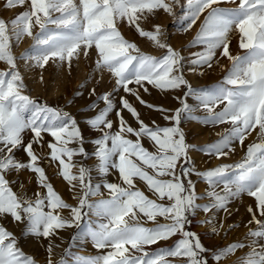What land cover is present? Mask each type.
<instances>
[{
  "label": "snow or ice",
  "instance_id": "obj_1",
  "mask_svg": "<svg viewBox=\"0 0 264 264\" xmlns=\"http://www.w3.org/2000/svg\"><path fill=\"white\" fill-rule=\"evenodd\" d=\"M24 2L25 0H7V6L22 5ZM175 2L179 3V0ZM219 2L220 0H187V15L184 19L189 23L184 30L190 29L206 9H211L192 45L203 44L206 48L195 54L197 59L191 63L211 67L215 50L222 47V55L232 60V68L224 83L236 86L233 88L218 86L212 90H192L182 74L184 58L170 45L160 42L159 26H156L155 31H144L136 25V30L140 36L147 37L157 47L166 48V54L161 58L140 54L134 43L123 38L117 26L118 21L127 19L129 24H135L137 13L145 10L151 13L154 9H163L171 14V4L164 0H79L78 4L73 0H31L32 11L21 14L12 22L16 38L19 39L24 34L33 35L30 21L35 17L40 31L33 37V50L37 55L31 58L40 67L50 57H58L61 61L67 58L70 61L81 45L84 55L88 54L87 49L95 46L99 56L96 66L98 69H106L115 77L117 91L122 88L140 99L138 93L129 85L135 83L147 91L143 83L146 81L159 89L186 86L188 92L185 97L194 95L199 104L209 111L210 105L226 101L222 111L204 121L213 124L231 122V130L205 149L217 159L227 155L225 149L230 150L234 141L243 144L246 134L258 126L261 142L248 146L242 162L196 173L211 189L204 196L196 194L195 185L190 179L187 180V186L184 180L194 171L186 166L189 163V146L185 143L184 133L179 127L181 114L192 111L189 105L182 102L183 107L177 109L174 116L164 117L173 121V126L151 128L140 119L135 108L121 97L122 108L136 118L139 128L134 129L127 125L117 111L120 130L113 133V123L107 117L115 105L112 94L106 93L99 97L105 107L85 122L90 128L101 132V136L92 141L96 145V171L104 177L110 169H116L119 178L127 187L105 183L103 187L109 190L111 198L88 203L90 196L100 194L101 185H92L89 168L79 166L78 175L71 171L76 167L72 163L74 156L82 155L87 158L88 155L83 147L84 137L79 126L69 114L46 105H37L30 97L22 94V78L16 70L15 58L10 51L6 25L0 20V61H5L11 69L0 71V216H10L14 222L24 224L25 234L45 238L55 230L72 226V221L63 219L56 211L70 206L46 182L44 170L37 163L39 157L33 151V144H40L44 133L54 138L55 143L49 142L47 147L51 150V158L59 161L63 178L69 184L78 181L82 190L79 207L71 209L73 220H79L81 209L87 207L96 216L108 221L100 223L96 229H91L89 235L97 249L111 248L113 251L95 258H77L75 264H170L166 257H185L187 264H207L202 253L208 249L202 245L196 233L185 230L189 215H194L198 210L208 212L213 208L227 210L226 205L231 198L247 192L256 198L260 215L264 216V0H240L235 9L213 7ZM54 13L59 15L54 16ZM48 25L56 27L50 29ZM233 25L241 33L240 47L247 50L245 55L233 57L229 53L227 34ZM21 58L29 57L26 53ZM140 102L145 103L143 100ZM92 108H95V103L90 106V110ZM26 113L31 115L26 117ZM26 131H31L33 139L24 144L23 134ZM125 134L134 135L137 139H128ZM142 137L153 141L157 151L146 150L140 142ZM71 143H78L79 147H69ZM21 148L29 157L26 164L15 159L14 151ZM21 168L38 174L39 183L47 189L45 197L40 198L37 194V199L32 201L12 190L6 174ZM146 169H151V174ZM134 178L144 181L160 200L167 198L170 203H157L148 199L141 191L133 190ZM220 184H223L222 193L215 191ZM205 197L211 203H197ZM45 208L48 210L45 211ZM133 209L138 210L148 220L154 221L157 216H161L170 222L153 228L137 223L130 224L124 217L132 213V219L135 220L136 213ZM255 222L259 225V230L250 231L249 235L258 239L264 238V223L260 220ZM215 231L214 228L213 232ZM177 235L180 239L175 241L172 248L153 253L145 251V246L169 240ZM126 245L142 255H126L129 253ZM244 246L229 245L226 249L218 250L213 259L219 262L235 249ZM0 264H35L17 246L15 236L3 226H0ZM61 264L65 262L62 261ZM242 264H264V248L260 251L253 249L242 258Z\"/></svg>",
  "mask_w": 264,
  "mask_h": 264
},
{
  "label": "rangeland",
  "instance_id": "obj_2",
  "mask_svg": "<svg viewBox=\"0 0 264 264\" xmlns=\"http://www.w3.org/2000/svg\"><path fill=\"white\" fill-rule=\"evenodd\" d=\"M74 3H79V0H73ZM165 3H170L172 13L169 14L163 9H154L151 13L145 10L137 13L135 24H129L127 19L118 21V29L125 40L134 43L140 54L161 58L166 54V48L157 47L147 37H142L136 30V25L144 31H155L156 26L160 28L159 40L161 43L170 45L176 52L183 57L182 74L187 84L192 90H212L218 86L225 88H233L236 86L227 85L224 83L225 77L232 68V60L222 55L223 48H217L215 55L211 61V67L208 65H194L192 60L197 59L195 54L205 50L206 45L199 44L192 46L195 38L200 32L205 23V19L211 9H206L201 13L195 24L190 29L187 28L189 21L184 17L187 15V0H164ZM240 0H220L213 7L221 9H235L239 6ZM31 0H25L22 5L7 6V0H0V20H2L7 28L6 35L10 51L15 58L16 70L19 72L23 82V95L30 97L37 105H46L50 108L60 110L62 113H67L73 117L84 137L83 147L87 152V158L82 155H76L72 159V163L76 165L71 169L75 175L79 174V166H84L91 169V183L93 186L100 184V194L90 196L88 203H94L100 200L110 199L111 195L108 189L103 187L105 183H115L122 187H127L119 178V173L116 169H110L109 173L101 177L96 171L98 163L94 152L96 145L92 143L95 139L101 136L99 130H94L86 124L88 118L96 116L101 109L105 107V103L99 100V97L106 93H111L114 109L109 113L108 119L112 121L113 133L120 130V119L116 115L120 112L124 121L134 129L139 128V123L135 117L123 109L121 105V97L126 99L135 110L139 113L140 119L149 127H171L174 122L164 119L165 116H174L177 109L183 107L182 102H186L192 109L191 112L181 114L180 129L184 133L185 143L188 147V161L186 165L193 168L194 171L188 177H185V184L190 179L195 185V192L198 196L211 190L208 183L198 176L197 172H206L210 169L217 168L221 165H235L243 161L246 156L249 143L248 141L261 140L260 129L257 126L246 134V138L241 144L239 141H234L230 150L225 149L227 155L221 156L219 159L215 155H210L205 150L207 146L219 141L232 128L231 122L223 123H205V119L223 110L226 101L216 103L205 108L199 104L194 95L185 97L188 92L186 86L178 89H159L147 82H143L148 89L144 91L143 87L135 83L129 85L136 95L130 92H125L122 88L116 90L115 77L106 69H98L96 62L99 59L95 46L87 49V55H84L83 45L77 49V54L69 61L67 58L61 61L58 57H50L48 62L43 67L38 66L34 57L37 52L33 50L35 40L33 37L40 31V26L35 23V17L30 21V30L32 36L24 34L19 39L16 38L12 22L21 14L31 12ZM59 13H54L58 16ZM42 16V14H41ZM43 19V16H42ZM50 29H54L55 25H48ZM228 48L231 56L245 55L247 50L241 49V33L239 29L233 25L227 34ZM28 54L29 58L22 59L21 57ZM136 54V53H133ZM10 66L5 61H0V71H10ZM93 89L95 90L93 92ZM198 94V93H197ZM140 100L145 103L142 104ZM42 101L46 104H40ZM95 103V108L90 110V106ZM152 105L153 107H148ZM31 113H26V117ZM128 115V116H127ZM129 118V119H128ZM129 121H128V120ZM131 121V122H130ZM105 131H108L105 129ZM126 138L135 141L137 138L131 134H125ZM253 135V138H252ZM251 136V138H250ZM200 138V139H199ZM24 144H27L33 139L31 131H26L23 134ZM55 143L54 138L47 133L43 134V139L40 144H33V151L39 157L38 166L44 170L47 177V183L51 184L54 191L60 196L63 202L70 207L60 208L56 211L65 219L72 221L71 227H65L55 230L47 238L43 236L28 235L24 233L25 225L19 222H14L10 216H0V226L11 232L16 240L17 246L23 253L31 257L35 264H75L77 258H95V251L92 250V239L89 235L91 229H96L100 222H108L102 217L94 214V211L87 207L81 209L79 220H73L72 208L79 207V199L82 196V190L78 181H73L69 184L61 175V166L58 160L51 158V150L47 147L48 143ZM142 146L149 152H156L157 146L147 137L141 138ZM246 145H245V144ZM245 145V146H244ZM69 147L78 148V143H71ZM240 150V151H239ZM238 152V153H236ZM15 159L22 164L28 163L29 157L24 150L18 149L14 151ZM67 162V157H65ZM152 172L151 169H146ZM177 174H180V168H177ZM167 179L168 177H164ZM6 179L10 182L12 190L20 196L28 200L34 201L37 199V194L43 198L47 194V189L39 183L38 174L33 173L27 168L13 170L6 174ZM135 188L133 190L141 191L148 199L154 200L157 203L168 205L170 202L165 198L160 200L158 196L148 188L147 184L139 178H134ZM87 182V181H86ZM75 185V187L73 186ZM146 190V191H144ZM215 191L222 193L223 184L215 188ZM197 203L204 205L211 203L207 197L200 199ZM47 204V201H45ZM226 209L217 210L215 208L208 212L198 210L194 215L188 216V223L185 225L186 231L196 233L201 240L202 245L208 251L202 253V256L207 260V264H242V258L251 252L253 249L260 251L264 248V238H256L249 235L250 231L259 230V225L255 222L260 220L264 223V216L260 215V209L257 205L255 197L247 192L241 193L230 199L226 205ZM251 209V211H250ZM48 209L45 208V211ZM100 219V221H99ZM105 220V221H103ZM167 219L161 216L150 222L151 226L141 225L146 228L156 227L158 224L169 223ZM86 228V229H85ZM216 229L213 232V229ZM86 236L84 241L79 242L81 233ZM180 239V236H174L169 240L159 241L157 244L145 246V251L149 253L157 252L161 249H169L174 246L175 241ZM87 244H90L87 246ZM243 244L234 250L232 254L226 255L219 262L213 259L214 254L221 249H226L229 245ZM126 255H142L131 249ZM91 248V249H90ZM51 249V250H49ZM94 255V256H92ZM170 264H187L185 257H166Z\"/></svg>",
  "mask_w": 264,
  "mask_h": 264
},
{
  "label": "bare ground",
  "instance_id": "obj_3",
  "mask_svg": "<svg viewBox=\"0 0 264 264\" xmlns=\"http://www.w3.org/2000/svg\"><path fill=\"white\" fill-rule=\"evenodd\" d=\"M128 116V115H127ZM129 119V118H128ZM127 119V120H128ZM129 121V120H128ZM131 122V121H130ZM128 124V123H127ZM130 125V124H129ZM200 139V138H199ZM240 151V150H239ZM236 153H238V152H236ZM134 183H137L136 181L134 182ZM138 184V183H137ZM126 186V185H125ZM144 191H146V190H144ZM133 211L136 213V218H135V220H133L132 219V213H129L128 214V216H125L124 217V219L126 220V221H128L130 224L131 223H137V224H141V225H145V226H151V224H150V222H152L153 220H148L147 219V217L146 216H144L142 213H140L138 210H136V209H133ZM99 221H100V219H99ZM103 221H105V220H103ZM107 221V220H106ZM100 223H102V221L100 222ZM105 223H107V222H105ZM86 229V228H85ZM86 235V234H85ZM84 235V232L83 233H81V235H80V238L78 239L79 240V242L80 241H84L85 240V238H86V236ZM88 245H90V244H87V246ZM92 245H93V243H92ZM91 248H92V250H94L95 251V254L94 255H98V256H101V255H105V254H107V252H109V251H113V249H111V248H104V249H97L94 245L93 246H91ZM90 248V249H91ZM94 255H92V256H94Z\"/></svg>",
  "mask_w": 264,
  "mask_h": 264
},
{
  "label": "crops",
  "instance_id": "obj_4",
  "mask_svg": "<svg viewBox=\"0 0 264 264\" xmlns=\"http://www.w3.org/2000/svg\"><path fill=\"white\" fill-rule=\"evenodd\" d=\"M250 138H251V136H250ZM252 138H253V135H252ZM253 139H254V140H252V141H248V142H245V143H247V144L249 143V144L251 145V144H253V143H260V142H261V140L258 141V140H256L255 138H253ZM259 139H260V138H259ZM245 143H244V144H245ZM245 145H246V144H245ZM245 145H244V146H245Z\"/></svg>",
  "mask_w": 264,
  "mask_h": 264
},
{
  "label": "trees",
  "instance_id": "obj_5",
  "mask_svg": "<svg viewBox=\"0 0 264 264\" xmlns=\"http://www.w3.org/2000/svg\"><path fill=\"white\" fill-rule=\"evenodd\" d=\"M40 104H46V103H43L42 101H38Z\"/></svg>",
  "mask_w": 264,
  "mask_h": 264
}]
</instances>
